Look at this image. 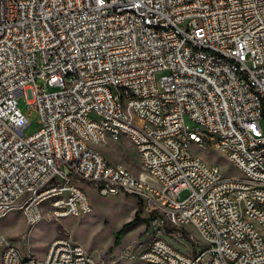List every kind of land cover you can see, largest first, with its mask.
<instances>
[{
    "label": "built area",
    "instance_id": "obj_1",
    "mask_svg": "<svg viewBox=\"0 0 264 264\" xmlns=\"http://www.w3.org/2000/svg\"><path fill=\"white\" fill-rule=\"evenodd\" d=\"M123 140L137 175L97 149ZM82 183L203 239H154L142 264H264V0H0V219L90 214ZM0 248V264H104L68 237L42 258Z\"/></svg>",
    "mask_w": 264,
    "mask_h": 264
},
{
    "label": "rangeland",
    "instance_id": "obj_2",
    "mask_svg": "<svg viewBox=\"0 0 264 264\" xmlns=\"http://www.w3.org/2000/svg\"><path fill=\"white\" fill-rule=\"evenodd\" d=\"M20 108L30 122L25 130L31 135L39 130V114L27 109L26 100L19 98ZM97 149L114 164H122L132 173L139 174V160L129 141L108 143ZM194 154L208 162H216L221 170L233 178L241 174L226 159L207 150L192 148ZM93 204V212L80 217L55 220L48 214L34 228H29L22 214L13 212L0 219V234L15 243L23 254H33L42 258L47 246L54 240L68 237L81 244L94 258L104 264H142L141 252L154 239H163L181 252L187 253L203 239L194 228H175L162 223L158 218L142 212L139 200L130 195L103 198L94 184H81ZM186 192L182 194L184 198ZM138 208H141L138 213ZM144 220V221H143ZM128 225L119 246L114 245L115 237L124 225ZM186 244L187 247L182 245ZM179 246V247H178ZM189 248V249H188Z\"/></svg>",
    "mask_w": 264,
    "mask_h": 264
},
{
    "label": "trees",
    "instance_id": "obj_3",
    "mask_svg": "<svg viewBox=\"0 0 264 264\" xmlns=\"http://www.w3.org/2000/svg\"><path fill=\"white\" fill-rule=\"evenodd\" d=\"M140 209L141 208H138V210H137L138 213L141 211ZM132 223L133 222H130V223L124 225V227L120 231H118V233L116 234V237H115V241H114V245L115 246H119L120 245L121 238L124 236L126 228L128 227V225H130Z\"/></svg>",
    "mask_w": 264,
    "mask_h": 264
},
{
    "label": "crops",
    "instance_id": "obj_4",
    "mask_svg": "<svg viewBox=\"0 0 264 264\" xmlns=\"http://www.w3.org/2000/svg\"><path fill=\"white\" fill-rule=\"evenodd\" d=\"M182 245V244H181ZM183 247H187V245L186 244H183L182 245ZM179 247V246H178ZM189 249V248H188ZM0 253H1V248H0Z\"/></svg>",
    "mask_w": 264,
    "mask_h": 264
}]
</instances>
